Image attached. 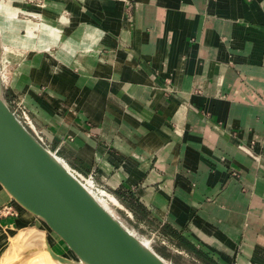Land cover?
Segmentation results:
<instances>
[{"label": "crops", "instance_id": "crops-1", "mask_svg": "<svg viewBox=\"0 0 264 264\" xmlns=\"http://www.w3.org/2000/svg\"><path fill=\"white\" fill-rule=\"evenodd\" d=\"M7 1L2 34L33 41L0 35V71L45 147L215 264H264V0ZM5 204L0 253L31 228L47 241L0 185Z\"/></svg>", "mask_w": 264, "mask_h": 264}, {"label": "water", "instance_id": "water-1", "mask_svg": "<svg viewBox=\"0 0 264 264\" xmlns=\"http://www.w3.org/2000/svg\"><path fill=\"white\" fill-rule=\"evenodd\" d=\"M2 53L0 44V61ZM0 185L44 222L78 264H168L104 209L21 124L3 98L1 72ZM45 244L52 258L75 264Z\"/></svg>", "mask_w": 264, "mask_h": 264}, {"label": "rangeland", "instance_id": "rangeland-1", "mask_svg": "<svg viewBox=\"0 0 264 264\" xmlns=\"http://www.w3.org/2000/svg\"><path fill=\"white\" fill-rule=\"evenodd\" d=\"M12 4L17 5V6H20V7H25L23 4L20 3V1H14ZM0 6H5V7L8 6L7 7L8 10H5L6 12H3L2 14L8 15V18H11V19H14L15 18L13 16V13H15V10H14V7L15 6L14 7L13 6H10V4L8 3L7 0H0ZM0 9H1V7H0ZM18 15L21 16L20 14H18ZM19 18L22 19L23 17H19ZM24 20H26V19H24ZM4 33L5 34H12V35H15V36L16 35H19V34H13L11 32H8L7 30H4ZM29 36L32 38V41H33V37L31 35H29ZM21 41H22L24 47L28 46V44L31 43V42L26 43L22 39H21ZM2 43H4V42L2 41ZM1 47H2V45H1ZM5 47H6L5 52L12 50L13 52H16V53L19 52V54L20 53L27 54V53H30V52H32L33 54H38V53L44 52V51L35 50V49L34 50L33 49H31V50H23V49H19V48H11V49H8V48H10L9 44H6ZM58 47H59V44L58 45L56 44L55 47H53V48L50 47L46 51L47 52H52V51L56 50ZM4 75H5V73H4ZM1 82H2V88H3V98H4L5 102H6V104L9 106V102L7 100L8 99L7 98V96H8V93H7L8 78H4L3 81H1ZM11 110L14 112L15 116L21 122V124L27 130L30 131V127L27 126L26 123H24L22 121L21 111L24 110L23 107L21 105H19V104H15L14 109H11ZM26 114H27V112H26ZM32 124H33V122H32ZM34 127H35V130L38 132V134L41 136V134L39 132V129L35 125H34ZM69 166L71 167V165H69ZM97 183L100 184V185H102L100 182H97ZM105 189L108 192L111 193V189H108V188H105ZM106 201H108V200H106ZM106 201L105 202L102 201L99 204L104 209H106L108 212H110L133 235H135L140 240H143V242H147V246H149V247L152 248L156 244L157 245H163L172 254H176V252H174L175 251L174 248L169 244V242H166L165 239L161 238V236H160L161 234L159 233V231L157 229H155V227L153 225V222H147V221L137 220L132 215V213H130L127 209H125V207L123 205L121 207V206L113 205L111 202H109V201L106 202ZM35 220L38 222V226L44 227V229L46 230L47 241L50 242L51 248H52L51 251H53L54 253H57L59 255H62L64 257H67V258L73 260L75 262V264H78L77 259L66 248V246L61 242V240H59V238H57V236L53 232H51L49 230V228L41 220L37 219L36 217H35ZM47 241L45 240L44 237H42L40 244H36L38 242L35 241V244L30 245V246H28V245L27 246L26 245L20 246L19 245L18 248L16 249V251L14 250L15 251L14 252L15 255H13V258H11V260H13V261H10V264H12L13 262H14L13 264H47V263L48 264L49 263L52 264L55 261L57 262V260L54 259V258H52L49 255V253L47 252V247H46V244H45ZM9 242H11V241L9 240ZM9 245L7 246L6 249H4L5 250V251H3L4 253L3 252L0 253V264L4 263L2 261V259H3V256L5 255V252H7L9 250ZM185 258L186 257L184 255H182L181 256V259H179V263L180 264H192V263H195L194 261H192V260H186ZM165 261L168 264L170 263L168 260H165ZM64 264H69V263H64Z\"/></svg>", "mask_w": 264, "mask_h": 264}, {"label": "trees", "instance_id": "trees-1", "mask_svg": "<svg viewBox=\"0 0 264 264\" xmlns=\"http://www.w3.org/2000/svg\"><path fill=\"white\" fill-rule=\"evenodd\" d=\"M7 100L9 102V107L11 109H14L15 107V99L10 98L7 96ZM14 100V101H13ZM13 101V102H12ZM111 193L116 198L118 202H120L121 205L125 207L132 215L137 219L141 220L144 218L143 208L139 204L136 198L128 194L121 186H118L114 190H111ZM161 236L166 239L168 242L175 240L179 247L185 249L191 256L194 257L196 261H198L199 264H215L207 258L203 253L196 250L192 245H190L188 242L183 240V238H180L176 235V233L168 228L167 226H161L158 229ZM151 248V247H150ZM151 250L155 252L161 259L168 260L171 264H180L179 259H181V256L172 254L170 251L165 248L163 245H154ZM166 262V261H165ZM195 264V263H192Z\"/></svg>", "mask_w": 264, "mask_h": 264}, {"label": "built area", "instance_id": "built-area-1", "mask_svg": "<svg viewBox=\"0 0 264 264\" xmlns=\"http://www.w3.org/2000/svg\"><path fill=\"white\" fill-rule=\"evenodd\" d=\"M0 64L2 65L3 68L6 67V64L4 61H1ZM1 73H3V72H1ZM1 76H2V74H1ZM1 81H3L2 78H1ZM21 117H22V121L24 123H26L27 126L30 127V131L32 132L34 137L37 140H39L41 143H43L42 137L35 130L34 125L32 124L30 118L28 117V115L26 114V112L24 110L21 111ZM57 158H58L59 162L73 176V178L76 179L78 181V183L89 192V194L93 195V198L98 203H100L102 201L105 202L107 200L106 194L104 192L108 193V191L102 185L98 184L95 181V178H94L92 172H80V171L70 167L68 164H67L68 165L67 166L66 162L62 158H60L58 156H57ZM106 202H108V201H106ZM17 215H18V210L12 204H5V205L0 207V216L16 217Z\"/></svg>", "mask_w": 264, "mask_h": 264}, {"label": "bare ground", "instance_id": "bare-ground-1", "mask_svg": "<svg viewBox=\"0 0 264 264\" xmlns=\"http://www.w3.org/2000/svg\"><path fill=\"white\" fill-rule=\"evenodd\" d=\"M8 21V23H12V21L10 19H6ZM29 29L34 32L35 30L39 31V39L40 40H43V38H45V36L47 35V33H49V27L45 26V25H41L39 26L38 28L34 27V25L32 23H27L26 24ZM2 26L0 24V35H1V38L3 37L4 39H7V40H12V39H15V40H23L24 42L26 43H29L32 41V38L30 36H15V35H12V34H2ZM2 58V56H1ZM1 62V61H0ZM2 76L1 78L4 79L6 78V76L4 75V73H1ZM56 155V154H55ZM67 165V164H66ZM68 166V165H67ZM106 194V198L109 202H111L113 205H117L119 206L118 202L114 199V197H112L111 195H109L108 193L104 192ZM92 196V195H91ZM93 197V196H92ZM23 209V208H22ZM24 210V209H23ZM26 211V210H25ZM29 213V212H28ZM32 215V214H31ZM44 223V222H43ZM30 235V236H29ZM43 237V234L39 231H37L36 229L34 228H31L29 229L28 231L26 232H20L15 238H13L10 242V245H9V250L7 252H5V255L3 256V259L2 261L4 263L2 264H10V261H13L11 260V258H13V255L14 252L16 251V249L18 248V246H22V245H33L35 244V239L39 240L38 243L36 244H40L41 242V239ZM145 245L146 242H143ZM25 246V247H26ZM24 247V246H23ZM15 250V251H14ZM47 252L49 253L48 249H47ZM18 253V252H17ZM52 259V258H51ZM14 263V262H13ZM12 263V264H13ZM48 264V263H47ZM50 264V263H49ZM52 264H64L63 262H59V261H55L54 263Z\"/></svg>", "mask_w": 264, "mask_h": 264}]
</instances>
